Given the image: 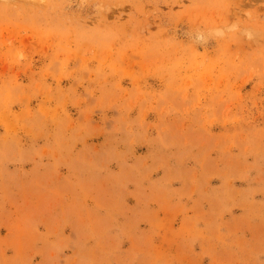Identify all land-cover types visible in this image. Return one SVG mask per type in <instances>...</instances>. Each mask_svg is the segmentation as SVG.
Here are the masks:
<instances>
[{
	"label": "rangeland",
	"instance_id": "374dc122",
	"mask_svg": "<svg viewBox=\"0 0 264 264\" xmlns=\"http://www.w3.org/2000/svg\"><path fill=\"white\" fill-rule=\"evenodd\" d=\"M0 264H264V0H0Z\"/></svg>",
	"mask_w": 264,
	"mask_h": 264
}]
</instances>
